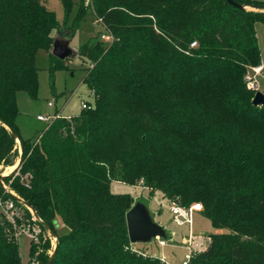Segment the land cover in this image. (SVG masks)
<instances>
[{
	"label": "trees",
	"instance_id": "16d2710c",
	"mask_svg": "<svg viewBox=\"0 0 264 264\" xmlns=\"http://www.w3.org/2000/svg\"><path fill=\"white\" fill-rule=\"evenodd\" d=\"M59 2L61 22L45 0H0V121L22 148L8 191L55 233L51 264H171L129 247L132 198L110 184L140 180L170 202L200 201L212 227L224 230L187 264H264V104H252L243 80L260 63L255 24H264V11L226 0H79L73 13L74 0ZM89 10L113 36L77 48L88 63L90 108L22 138L16 95L37 97L38 50L51 75L65 68L50 52L53 38L72 39ZM15 143L0 124V166L12 164ZM0 197H11L1 184ZM56 218L68 232L56 234ZM8 225L0 214V264H21Z\"/></svg>",
	"mask_w": 264,
	"mask_h": 264
},
{
	"label": "rangeland",
	"instance_id": "374dc122",
	"mask_svg": "<svg viewBox=\"0 0 264 264\" xmlns=\"http://www.w3.org/2000/svg\"><path fill=\"white\" fill-rule=\"evenodd\" d=\"M48 7L54 10L59 22L63 20V9L59 0H45ZM73 13L77 9L79 0H74ZM89 0H84L83 5L87 6ZM94 15L89 10L78 26L74 36L71 39V46L77 49L80 45L90 40L95 41L96 36L100 40V34L104 31L101 24L94 22ZM73 14L70 15L68 23L71 24ZM65 68H59L51 75L48 71V55L40 49L36 54V67L38 77L37 97L31 98L25 91H19L16 95V102L19 115L16 120V125L19 134L24 139H36L37 135L46 127L48 122L39 121L36 119L38 114H62L65 116L78 114L81 110V101L93 102L92 95L87 86L82 82L85 73V68L88 63H81L78 57L74 59H64ZM264 91V75L260 77V90ZM51 103V106L48 103ZM19 149L17 142L14 145V152L11 156L12 164L8 166H0V173L3 175L13 174L12 178L4 183L8 189V185L20 173L18 169L12 170L18 163ZM110 190L113 193H128L132 198V205L135 202H142L147 205L154 221H160L166 226L168 235L173 232L172 239L156 238L146 243H131L129 247L145 256L158 257L162 261L159 254H164L167 257V262L171 264H181L187 260L188 248L185 239L189 235L188 225H177L172 218L170 212L171 202L165 198L159 191H150L144 187L142 180L135 185H128L119 181H113L110 184ZM13 194L14 191L10 190ZM6 197H0V200H5ZM202 203L200 201H192L184 207H189L194 203ZM203 211V206H202ZM201 211V212H202ZM201 212H194L191 215V232L195 236H208L213 231L210 221L203 216ZM17 222H8L9 225L5 228V232L13 237V240L18 246L20 263L21 264H42L41 255L49 256L54 248L56 240H54L48 231L40 226L36 240H32L24 234L19 235L22 227H35L34 222L30 219L31 216L26 215L22 208L18 209ZM56 234L61 235L68 232V227L64 225L59 218H56L55 223ZM219 232H224L221 230ZM18 234V235H17ZM167 239V240H166ZM209 240V238L207 239ZM206 241V240H205ZM208 241L206 242L207 245ZM166 245V246H165ZM204 246V245H203ZM188 262V260H187Z\"/></svg>",
	"mask_w": 264,
	"mask_h": 264
},
{
	"label": "water",
	"instance_id": "95a60500",
	"mask_svg": "<svg viewBox=\"0 0 264 264\" xmlns=\"http://www.w3.org/2000/svg\"><path fill=\"white\" fill-rule=\"evenodd\" d=\"M227 3L235 8H239L241 10H261L264 11L263 8H257L255 6H247L240 4L236 2L235 0H226ZM51 54L61 60H64L66 58L68 59H74L78 56L77 49L73 48L71 46V38L67 36H62V35H56L53 38V42L51 45ZM252 104L253 105H262L264 104V93L261 91H256L254 93V96L252 98ZM0 124L4 125L9 131L11 132L12 136L14 137L15 141L19 145V159L18 163L15 166V168L12 170V172L16 171L19 167V164L22 159V148L20 144L19 137L15 131H13L11 128H9L7 125L3 124L0 121ZM6 175H3L0 173V184L4 188L6 192H9L11 198L15 200L16 202H19L23 206L27 207L31 213L33 214L34 218L39 221L44 228L49 232L50 236L54 239L57 240V237L55 233L43 223L41 218L35 213L34 209L27 204L26 201L21 199L20 197L16 196L12 192L8 191V189L5 187V184L3 183V178ZM126 219V226H127V232H128V239L129 242L131 243H146L149 242L152 239L156 238H166V230L157 222H155L151 216V213L147 207L142 202H135L130 209L126 212L125 215ZM57 249V243L55 242L54 248L52 252L49 255V258L46 262V264H51L54 254Z\"/></svg>",
	"mask_w": 264,
	"mask_h": 264
},
{
	"label": "built area",
	"instance_id": "2783aa9c",
	"mask_svg": "<svg viewBox=\"0 0 264 264\" xmlns=\"http://www.w3.org/2000/svg\"><path fill=\"white\" fill-rule=\"evenodd\" d=\"M94 22L97 24H101L103 26L104 31L100 34V40L105 43H110L113 40L112 34L109 32V30L106 28V26L103 24L101 18L94 17ZM192 46L195 45V43L191 44ZM264 74V67L261 64H258L256 66H251L247 69V71L244 74L243 80L246 85V87L254 92L260 90V77ZM49 106H51V103H48ZM91 104L89 101H81V108L88 109L90 108ZM58 115L53 114H38L36 118L39 121H45V122H51L55 117ZM28 175L25 174L24 177L21 179L27 178ZM27 208V207H26ZM170 212L172 214L173 221L177 224H187L189 229V235L186 239L187 248H188V255L187 260L189 259L190 255L193 252H199L202 251L206 247V242L200 235L195 236L191 232V215L193 211H201L202 205L198 202L194 203L193 205L189 207H184L182 205H179L175 202H171L170 206ZM18 209L19 206L13 200L11 197L6 198L5 200H0V214H2L8 222H17L18 217ZM31 220L34 222L35 227H32V229L28 227H22L19 235L24 234L28 238L32 240L37 239V234L41 230L40 226L42 224L37 221L31 211L27 208ZM49 233V232H48ZM18 235V234H17ZM204 245V246H203ZM182 264H187V261L183 262Z\"/></svg>",
	"mask_w": 264,
	"mask_h": 264
},
{
	"label": "crops",
	"instance_id": "0c3cea01",
	"mask_svg": "<svg viewBox=\"0 0 264 264\" xmlns=\"http://www.w3.org/2000/svg\"><path fill=\"white\" fill-rule=\"evenodd\" d=\"M264 1V0H263ZM255 35H256V38H257V43H258V46H259V51H260V63L261 65H263L264 67V24L262 23H256L255 24ZM264 75V74H263ZM264 93V91H262ZM37 119V118H36ZM38 120V119H37ZM22 137V136H21ZM23 138V137H22ZM17 146H18V149H19V145L17 143ZM194 212H200V211H193L192 212V215L194 214ZM155 220V219H153ZM158 224H160L165 230H166V226L160 222V221H157ZM177 224V223H176ZM177 225H183V224H177ZM221 230L219 229H214L213 228V231L211 233H214V232H219ZM210 234V233H209ZM172 235H173V232L170 234V236L168 235L167 233V230H166V237H168L167 239L168 240H171L172 239ZM204 240H207L208 239V236H201ZM166 239V240H167ZM187 239V238H186ZM185 239V241H186ZM165 240V239H164ZM208 241V240H207ZM166 246V245H165ZM187 249V246L185 247ZM188 251V250H187ZM159 257H161L163 260H165L167 262V257L164 255V254H159L157 255ZM187 261V260H186ZM185 262V261H183ZM182 262V263H183ZM181 263V264H182Z\"/></svg>",
	"mask_w": 264,
	"mask_h": 264
}]
</instances>
